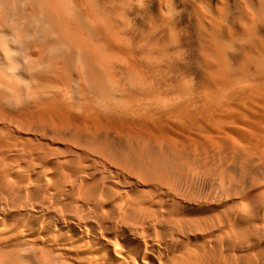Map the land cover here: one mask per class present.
<instances>
[{"label": "bare ground", "instance_id": "obj_1", "mask_svg": "<svg viewBox=\"0 0 264 264\" xmlns=\"http://www.w3.org/2000/svg\"><path fill=\"white\" fill-rule=\"evenodd\" d=\"M0 264H264V0H0Z\"/></svg>", "mask_w": 264, "mask_h": 264}, {"label": "rangeland", "instance_id": "obj_2", "mask_svg": "<svg viewBox=\"0 0 264 264\" xmlns=\"http://www.w3.org/2000/svg\"><path fill=\"white\" fill-rule=\"evenodd\" d=\"M153 2H155V0H153ZM186 14H185V13ZM182 11L181 13H180V18H179V23L181 24V25H183V26H186L187 24H188V21L186 20L187 18H188V15H187V11ZM182 13H184V14H182ZM186 15V16H185Z\"/></svg>", "mask_w": 264, "mask_h": 264}]
</instances>
